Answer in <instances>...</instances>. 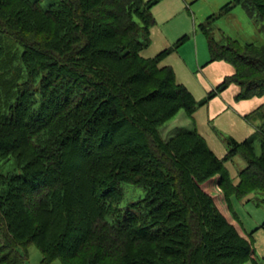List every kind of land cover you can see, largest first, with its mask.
<instances>
[{
    "label": "trees",
    "instance_id": "16d2710c",
    "mask_svg": "<svg viewBox=\"0 0 264 264\" xmlns=\"http://www.w3.org/2000/svg\"><path fill=\"white\" fill-rule=\"evenodd\" d=\"M159 1L60 0L43 8L38 0H0V161L21 164L0 170V264H24L29 242L42 263L252 258L251 233L241 234L201 183L219 174L230 211L231 195L252 191L264 206V101L244 114L261 120L254 133L227 142L225 157L246 163L237 183L194 127L162 138L159 127L181 109L192 116L197 103L160 64L177 43L141 54ZM235 4L264 22V0H233L199 26L209 61L234 67L217 92L234 83L235 99H249L264 95V45L218 40L211 28ZM132 186L142 194L122 206Z\"/></svg>",
    "mask_w": 264,
    "mask_h": 264
},
{
    "label": "rangeland",
    "instance_id": "374dc122",
    "mask_svg": "<svg viewBox=\"0 0 264 264\" xmlns=\"http://www.w3.org/2000/svg\"><path fill=\"white\" fill-rule=\"evenodd\" d=\"M58 1L60 0H38L43 8H48ZM228 1L233 0H160L151 8L155 23L150 28L149 44L141 50V54L145 57H154L159 51L178 44L160 58V64L172 67L176 80L192 93L197 104L192 116L185 110L177 111L159 127L160 135L167 139L175 135L179 129L194 127L206 145L223 160L231 182L237 183L238 171L246 163L240 156L225 157L227 142L230 137L242 140L254 133L261 120L258 118L248 120L244 114L260 105L264 101V95L235 99L234 95L238 88L234 83L217 92V84L225 75L231 74L234 67L224 60L209 61L207 38L199 25L205 22L209 15H217ZM211 28L214 38L218 40L222 36H229L241 43L264 45V22L249 16L241 4H235L228 13L215 18ZM162 35L170 39L165 44H161ZM185 35L187 36L185 39L180 38ZM212 91L215 94L209 97ZM244 105H248L247 108H244ZM253 149L257 154L260 152L258 141L253 144ZM19 165L21 164L18 161H0V170L7 172L18 168ZM213 177L214 179L203 181L202 187L214 198L218 210L241 234L251 233L254 253L251 259L242 264H264V206L256 199L259 193L252 191L243 197L231 195L230 211L223 190L217 183L219 174ZM132 188H124L122 206L141 196V188L136 189L134 186ZM24 250L23 258L30 264H61L59 258L42 263V254L34 243L29 242ZM80 255L72 261L78 263Z\"/></svg>",
    "mask_w": 264,
    "mask_h": 264
},
{
    "label": "crops",
    "instance_id": "0c3cea01",
    "mask_svg": "<svg viewBox=\"0 0 264 264\" xmlns=\"http://www.w3.org/2000/svg\"><path fill=\"white\" fill-rule=\"evenodd\" d=\"M165 33H166V32H165ZM161 39H162L161 44H165V42H166L167 40H170L168 37L163 36V35H162ZM215 61H217V60H215ZM162 64H164V63H162ZM237 88H238V87H237ZM244 106H245L244 108H247L248 105H244ZM211 179H214V177L211 178Z\"/></svg>",
    "mask_w": 264,
    "mask_h": 264
},
{
    "label": "built area",
    "instance_id": "2783aa9c",
    "mask_svg": "<svg viewBox=\"0 0 264 264\" xmlns=\"http://www.w3.org/2000/svg\"><path fill=\"white\" fill-rule=\"evenodd\" d=\"M24 264H29L28 262H25Z\"/></svg>",
    "mask_w": 264,
    "mask_h": 264
}]
</instances>
